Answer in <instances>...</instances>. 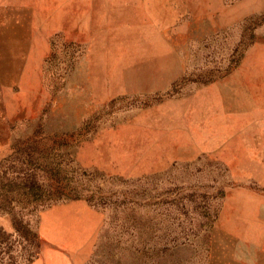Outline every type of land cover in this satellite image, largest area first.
<instances>
[{"label": "rangeland", "instance_id": "rangeland-1", "mask_svg": "<svg viewBox=\"0 0 264 264\" xmlns=\"http://www.w3.org/2000/svg\"><path fill=\"white\" fill-rule=\"evenodd\" d=\"M4 2L0 264H264V0Z\"/></svg>", "mask_w": 264, "mask_h": 264}, {"label": "crops", "instance_id": "crops-1", "mask_svg": "<svg viewBox=\"0 0 264 264\" xmlns=\"http://www.w3.org/2000/svg\"><path fill=\"white\" fill-rule=\"evenodd\" d=\"M4 3L9 2V0H4ZM237 98L236 100H243L245 97H242L241 94H236ZM264 95L260 94V98H262ZM256 99L257 97H252ZM259 99V98H257ZM252 108L256 109L254 105L251 106ZM231 111V110H230ZM253 113H245L242 112L241 109L235 108L232 110L231 113H229V117L234 122L235 130L237 131H248L247 126H250V131L255 134L253 138V143L247 144L248 149L254 150L257 152H260L264 150V114L263 113H257L255 110H253ZM261 133V134H260ZM246 145V146H247ZM256 153V152H254ZM250 153L246 154V152L242 153V155L236 157L237 162L240 165H245L246 172L250 171V168L254 167L253 165H259L257 161H253L249 159ZM238 158V159H237Z\"/></svg>", "mask_w": 264, "mask_h": 264}]
</instances>
